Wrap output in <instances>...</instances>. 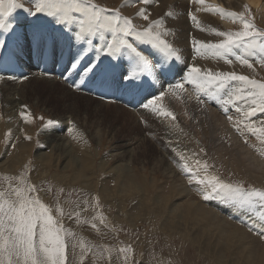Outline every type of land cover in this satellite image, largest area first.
Here are the masks:
<instances>
[{
    "label": "rangeland",
    "instance_id": "rangeland-1",
    "mask_svg": "<svg viewBox=\"0 0 264 264\" xmlns=\"http://www.w3.org/2000/svg\"><path fill=\"white\" fill-rule=\"evenodd\" d=\"M124 1L96 0L103 6L121 8L125 15L133 16L135 8L128 9L127 12ZM217 2L218 0H206L205 5L198 6L215 7ZM246 2L249 12H252L251 4L247 0ZM25 6L35 10L34 4ZM224 9L229 11L226 7ZM241 11L249 14L245 11V5ZM211 14L230 29L238 30L241 27L239 22L230 25L229 19L221 18L218 13ZM38 15L40 19L17 9L9 18L15 28L14 34L11 37L7 33L0 34V39L8 42L6 49H0V93L4 87L11 86V89L15 88L17 95L21 89L23 97V103L20 101L14 104V112L9 114L4 108L8 97L0 94V183L6 185L9 182L3 179L5 176L16 177L26 172L28 180L43 189L40 195L46 203L53 204L58 197L65 213L79 212L82 220L97 225L94 229L88 222L78 224L74 215L72 219L65 216V227L72 229L79 238L73 241L77 248L75 255L70 252L71 264H81L80 240H83L86 248H91L84 257L83 264H264L260 261L264 257V240L260 239L256 231H249L252 221L247 216L233 213L216 200H203L200 186L189 184L186 176L179 170V157H172L169 161L168 152L164 150L171 142L174 147H169L190 156L189 164L194 166L196 159L207 160L212 165L209 171L223 179L243 181L245 187H259L251 176H245L244 170H248L253 176L264 178V155L257 151L260 147L264 148V145L258 141L255 146H251L249 135H244L247 138H243L230 130L229 133L228 130L224 131V136L219 135L220 141L214 144L218 137L216 134L222 126L218 125V129L219 123H216L218 121L211 113H208V117L214 119L213 127L216 124V129L209 126L203 115H197L191 121L192 118L182 114L181 109L172 107L168 101L164 103L163 100L164 105L176 110L177 115L190 128L193 127L191 122L202 126L200 130L194 129L195 133L198 131L196 136L199 137L195 141L196 146L191 141L189 146L183 145L181 137L188 135L190 130L181 123L144 109L142 103L133 106L123 96L121 100L118 97L117 101H110L91 94L85 86L90 85L92 88L97 83H115L113 73L117 68H111L105 61L102 65L105 70L99 75L103 82L95 79L81 83V77L68 67L70 52L75 54L78 49H70L66 37L47 24L49 17ZM255 17L248 15L246 19L254 21ZM138 19L134 22L145 23ZM260 19L264 20L261 16ZM255 21L257 28L264 30V25ZM37 27L46 31L44 35L47 44L43 52L32 40ZM54 38L58 41L55 56ZM193 38L188 36L187 42L190 43ZM169 66L166 65V69ZM237 68L247 69L239 64ZM233 69L228 67L225 71ZM254 71L255 78L264 79V67L254 64ZM15 73L20 74L25 83L21 80L19 85L13 86L17 79ZM77 85H80L78 89ZM160 86L157 85L156 88L164 91ZM129 90L131 95L135 93V89ZM194 97L196 98L195 93L187 92L185 95L193 111L197 109L200 112L202 105ZM194 101L198 107L193 106ZM215 108L221 114L224 113L221 106L215 104ZM21 112L30 114L28 120L21 117ZM257 117L258 121L264 120V115ZM149 119L156 120L159 125ZM49 120L53 123L49 124ZM174 123H179V128ZM228 123L229 120L226 119L222 125L232 129ZM198 124L196 126L199 127ZM210 130L214 131L216 137ZM52 137H58L60 141H51ZM235 138L239 140L236 143ZM244 139H247V144L242 145ZM221 140L227 145L224 149L217 148ZM237 145L245 147L244 150L252 147L250 155L248 150L243 154L244 150L238 149ZM65 148L70 151L64 153ZM186 148H189L188 155L185 153ZM193 153L196 156H192ZM232 155L239 157L244 170L235 165L237 158ZM243 155L245 158L242 159ZM168 162L172 163L171 166ZM253 166L260 167L259 171H254ZM62 174L66 176H63L64 179ZM60 189L63 191L60 192ZM96 197L99 198L98 206ZM85 207L87 211H81ZM98 213L105 218L103 224L99 219L93 220ZM121 248L127 251L121 252Z\"/></svg>",
    "mask_w": 264,
    "mask_h": 264
},
{
    "label": "snow or ice",
    "instance_id": "snow-or-ice-1",
    "mask_svg": "<svg viewBox=\"0 0 264 264\" xmlns=\"http://www.w3.org/2000/svg\"><path fill=\"white\" fill-rule=\"evenodd\" d=\"M191 2L205 5L206 0ZM134 3L144 6L136 10L135 16H130L125 15L121 8H109L96 0H0V34L7 33L9 37L14 34L15 28L9 18L17 9L37 18H40L38 14H45L50 18L47 24L66 37L69 48L78 49L75 54L70 52L68 67L81 77V83L98 78L105 70L102 65L107 61L111 68L121 69L113 76L117 86L141 89L148 84L151 88L150 79L155 81L164 77L171 66L183 63L184 67L178 69V74L183 73L181 79L169 83L166 91L149 92L142 101V107L176 121L174 112L162 101L170 95L183 102V96L188 92L187 84L192 87L199 104H205L204 98H207V101L221 106L225 114L235 109L238 114L235 118L227 116L234 129L242 135L245 131L252 134L264 145V120L254 119L264 115V79L236 71H214L195 63L188 65L181 51L168 39L174 32L167 26L166 17H171L173 13L150 18L148 6L153 0H134ZM26 4H34L35 10L26 7ZM201 10L218 13L232 23L239 21L241 27L226 31L211 28L210 31L219 37L215 42L193 38L194 59L196 56L223 59L229 65L235 61L253 70L254 64L264 67V30L246 19L245 12H230L219 6L197 9ZM245 11H248L247 5ZM188 15L195 26L201 28L197 17L191 12ZM136 18L145 23H135ZM32 40L41 52L45 50L47 40L39 27L33 32ZM7 44V40L0 39V49H6ZM57 47L58 41L54 38V56ZM169 61L171 66L166 69ZM20 115L28 120L30 114L21 112ZM172 151L179 157L177 166L188 183L200 186L203 200H216L233 213L247 216L252 221L249 231H256L264 240V188L245 187L243 181L225 180L209 171L212 165L207 160L196 159L193 166L183 152L176 148ZM200 151L203 152V149ZM257 151L264 155V148ZM3 179L9 182L6 185L0 183V264H71L70 252L75 255L77 248L73 241L79 238L72 229L65 227L64 218L72 219L74 215L78 224L91 221L82 220L79 212L65 213L58 197L55 203H46L40 195L43 189L32 184L26 172ZM95 200L98 206L99 198ZM84 203L87 205V201ZM81 211H87V207ZM95 219H99L101 224L105 221L99 213L93 217ZM91 227L95 229L97 225L91 223ZM79 247L83 264L91 248H86L83 240L79 241ZM120 251L127 249L121 248Z\"/></svg>",
    "mask_w": 264,
    "mask_h": 264
},
{
    "label": "bare ground",
    "instance_id": "bare-ground-1",
    "mask_svg": "<svg viewBox=\"0 0 264 264\" xmlns=\"http://www.w3.org/2000/svg\"><path fill=\"white\" fill-rule=\"evenodd\" d=\"M208 1V0H207ZM215 1V0H214ZM248 2H249V4H251V11L252 12H249V9H248V12H249V14H245V18H246V16H248L249 15V17H253V16H256L255 17V20H257L258 21V23L260 22V23H262L263 25H264V20H262V19H260V16L264 19V0H247ZM218 4H222L223 6H225L226 8H227V10H229L230 12H242L241 11V8H242V6L243 5H246V0H218V2H217ZM123 4H124V8H127V12H128V9H130V10H133V8H135V10H133L132 12H133V16H135V12H136V10L138 9V8H140V7H143L144 5H142V4H137V3H134V0H125L124 2H123ZM225 4V5H224ZM126 5V6H125ZM252 6H254L253 7V9H252ZM214 7V6H213ZM198 8H200V9H202L200 6H198V5H196V4H194V3H192L191 2V0H153V3L150 5V6H148V10H149V12L151 13V17L150 18H161V17H164L165 16V14L166 13H168V12H172L173 13V15L171 16V17H166V23H167V26L168 27H170L172 30H173V32H174V35H172V36H169L168 37V39L170 40V42H173L174 43V46L175 47H177L180 51H181V53H182V55H183V58H184V61H186V63L188 64V65H191V64H193V63H195V64H197L198 66H200V67H202V68H208V69H212V70H219V71H225V68H228V67H230V69H231V67H233L234 69L233 70H235L236 72H239L238 74H245V75H250V76H254V74H255V71L254 70H252V69H241V68H237V64H239L238 62H233V64H231V65H229V64H226V62L223 60V59H217V58H202V57H199V56H196L195 57V59L193 58L194 57V55H195V53H194V48H193V45H192V41H190V43H188L187 42V39H188V36H191V38L192 37H194L195 39H197V40H200V41H203V42H215V41H217L218 39H219V37H217L213 32H211L210 31V29L211 28H216V29H218V30H221V31H226V30H229L230 28H228V27H226V26H224V25H222L220 22H218V19L215 17V15H213V14H211V12H206V11H203V10H201V11H197V9ZM253 11H254V13H253ZM189 12H191L193 15H195L196 17H197V19L199 20V22H200V25H201V28H197L196 26H195V24H194V22L191 20V18H190V16L188 15V13ZM247 12V13H248ZM216 14V13H215ZM43 15V14H42ZM44 16H45V14H44ZM47 18V17H46ZM36 19V18H35ZM40 19V18H39ZM224 19V18H223ZM228 19V18H227ZM226 19V20H227ZM43 20V19H42ZM139 20V19H138ZM140 21H141V19H140ZM17 22V21H16ZM228 23L230 24V25H232V21L229 19L228 20ZM237 23V22H236ZM240 25V24H239ZM24 26H26V25H24ZM255 26L256 27H258L257 26V23H255ZM201 29H203V30H201ZM27 30V29H26ZM231 30H233V29H231ZM43 33H46V31H44ZM191 33H193L194 34V36L191 34ZM183 34H185L186 36V38H184L183 36ZM188 35V36H187ZM195 35H197V36H195ZM190 38V37H189ZM191 40V39H190ZM180 65H181V67L183 68L184 67V64L183 63H179ZM226 64V65H225ZM225 65V66H224ZM106 66V65H105ZM263 69V68H262ZM121 70V69H120ZM232 70V71H233ZM261 70V69H260ZM169 72H170V70H168ZM246 71H251V72H246ZM226 72V71H225ZM264 72V71H263ZM1 73V72H0ZM15 77H17V79L15 80L16 81V83L13 85V86H16V85H19L20 84V82H22L23 81V79L24 78H22L21 76H20V74L18 75H16V73H15V75H14ZM41 76V75H40ZM30 78V77H29ZM6 79H8V78H6ZM64 79V78H63ZM18 80H20V81H18ZM22 80V81H21ZM50 80V79H49ZM35 81V80H34ZM56 81V80H55ZM155 81H157L158 83H159V85H163L166 89H167V87H168V84L169 83H175V82H177L176 81V79L173 77V75H172V73L170 72L169 74H165V76L164 77H161V78H159V79H157V80H155ZM7 81L5 80V83H6ZM24 82V81H23ZM26 82H27V80H26ZM9 83V82H8ZM25 83V82H24ZM149 83H152L153 84V87L155 86V84H154V81H152L151 79L149 80ZM10 84H12V83H10ZM49 84V83H48ZM53 84V83H52ZM22 85V84H21ZM20 85V86H21ZM54 85V84H53ZM146 86H148V84H145ZM20 86H18V89H19V87ZM71 86V85H70ZM11 86L10 87H4V90H2V92L0 93V94H3V95H5L6 97H8V101L6 102L7 104L5 105V109H6V111L9 113V114H12V112H14L13 111V108H14V104H16V103H18V102H22L23 101V97L21 96V89H19L18 90V92H19V94L17 95L16 94V92H15V88H13V89H11ZM10 90V91H9ZM154 90V89H153ZM8 91V92H7ZM137 93V89H135V93L133 94V95H131V92H128V93H124L123 94V97L126 99V97H127V95H129V96H131V97H133L135 94ZM188 96H190V95H188ZM54 98H56V97H54ZM187 98H189V97H187ZM195 98V97H194ZM173 99H174V101L176 102V103H181V106L184 108V109H182L181 107H179V106H176V108L177 109H181L182 110V114H184L185 112L187 113V114H190V115H192V110L190 109V107L186 104V98L183 96V102H181L180 100H177L175 97H173ZM190 99V98H189ZM191 100H193V99H191ZM195 100H197L196 98H195ZM188 101V100H187ZM189 102V101H188ZM196 102V101H195ZM23 103V102H22ZM163 103V102H162ZM190 103V102H189ZM133 104H136V100H134V102H133ZM19 105V104H18ZM164 105V104H163ZM199 106V105H198ZM197 106V107H198ZM201 106V105H200ZM168 108V107H167ZM175 108V109H176ZM202 108V107H201ZM169 109V108H168ZM170 110H172V109H170ZM180 110V111H181ZM32 111V110H31ZM34 111V110H33ZM173 111V110H172ZM176 111V110H175ZM175 111H173L174 112V114L175 115H177V113L175 112ZM194 111H197V109L196 110H194ZM235 111V109H232L230 112H231V115L235 118L238 114L235 112V114L233 115V112ZM198 112V111H197ZM210 113H211V115H213V118L214 119H216V121H218V122H216V123H219V124H217V126L218 125H221L222 127H220L221 129H220V132L218 133V134H216V135H218V137H216L215 135H214V131H215V129H216V124H215V129H214V131L212 132L211 130V128H214L213 127V125H214V119H211V117L209 116L208 117V114L206 115V113H200V114H198V116H200V115H203V117L208 121V123H209V126L211 127L210 129V131L212 132V134H213V136H215L216 137V139H215V137H213L212 139H215V142H214V144L216 143V142H219L220 140V137H219V135H222V134H224V131H226V130H228V133H229V130L230 131H234L235 133H238L235 129H234V127H232V129L230 128V127H226V125L225 126H223L222 124H223V122H225L226 121V119L227 118H225V114L224 113H220L219 112V110L217 109V108H214V112L211 110L210 111ZM215 115H214V114ZM111 114V113H110ZM112 115V114H111ZM115 115V114H114ZM151 115H153V114H151ZM153 116H156V115H153ZM178 116V115H177ZM181 116H183L184 117V115H181ZM17 117V116H16ZM38 117V116H37ZM114 117V116H113ZM116 118V117H115ZM120 118V117H119ZM118 118V119H119ZM189 118V117H188ZM200 118V117H199ZM114 119V118H113ZM117 119V120H118ZM178 119V118H177ZM201 119H202V117H201ZM256 121H258V119H259V117H256V118H254ZM149 120H151V119H149ZM190 120V119H189ZM199 120V119H198ZM213 120V121H212ZM20 121V120H19ZM151 121H153V120H151ZM192 121V120H191ZM211 121L213 122V123H211ZM177 122V121H176ZM202 122V121H201ZM228 122V121H227ZM65 123V122H64ZM180 123V122H179ZM179 123H174V124H176V127L178 126L177 124H179ZM193 123V124H192ZM21 124V123H20ZM68 124V123H67ZM186 124V123H185ZM190 124V123H189ZM191 124L193 125V127H191L190 128V125L187 127V126H185L187 129H189L188 131H189V133H188V135H185L184 134V136H182L181 137V140L183 141V145L184 144H187L188 146H189V144H191V143H189L190 141L191 142H193L194 144H193V146L195 147L196 146V142L195 141H198L199 140V137H197L196 136V133L198 134V131L196 130V133L194 132V129H201V124H198L197 122L195 123V122H191ZM199 125V127L198 126H196V125ZM229 124V123H228ZM153 125V124H152ZM183 125V124H182ZM145 126V125H144ZM153 126H155V125H153ZM167 126V125H166ZM172 126V125H171ZM229 126V125H228ZM161 127V126H160ZM169 127V126H168ZM167 127V128H168ZM177 128H179V127H177ZM156 129V128H155ZM157 129H158V127H157ZM174 129V128H173ZM180 129H181V127H180ZM187 129L185 130V131H187ZM218 129H219V126H218ZM2 130V129H1ZM1 130H0V132H1ZM176 130H178V129H176ZM182 130V129H181ZM184 130V129H183ZM169 131V130H168ZM217 131V130H216ZM177 132V131H176ZM232 132H230V133H232ZM175 133V132H174ZM169 134V133H168ZM177 134V133H176ZM176 134H174V135H176ZM181 134V133H180ZM183 134V133H182ZM187 134V133H186ZM212 134H210L211 135V137H212ZM226 134V133H225ZM239 134V133H238ZM3 135V134H2ZM226 135H228V134H226ZM234 135V134H233ZM232 135V136H233ZM244 135H249L250 137H249V139H250V145L251 144H253V146H255V144H257V142H258V140L256 139V137L255 136H253L252 134H250V133H248V132H244ZM39 136V135H38ZM59 136V135H58ZM222 136H224V135H222ZM235 136V135H234ZM233 136V137H234ZM237 136V135H236ZM175 136H173V138H174ZM176 137H177V135H176ZM202 137V136H201ZM231 137V136H230ZM239 137V136H238ZM245 136H243V138H244ZM168 138H172V137H168ZM178 138V137H177ZM210 138V137H209ZM229 138V137H228ZM237 138V137H236ZM235 138V139H236ZM245 138H247V137H245ZM212 139L210 140V141H212ZM235 139H233V140H235ZM240 139V138H239ZM55 141V142H59L60 141V138H58V137H55V138H51V141ZM170 140V139H169ZM209 140V139H208ZM230 140V139H229ZM245 140V139H244ZM1 141V140H0ZM222 141V140H221ZM237 141H239V140H237L236 139V141H235V143L237 142ZM200 142V141H199ZM202 142V141H201ZM224 141H222L221 143H218L217 144V148H223L224 149V147H226L227 145H226V143H223ZM241 142V141H240ZM173 143V142H172ZM232 143H233V141H232ZM242 143V142H241ZM178 144V143H177ZM202 145H204L203 143H201ZM240 144V143H239ZM245 144V141H243V143H242V145H244ZM247 144V143H246ZM249 144V143H248ZM234 145V144H233ZM236 145V144H235ZM241 145V144H240ZM239 145V146H240ZM165 146V145H164ZM171 147L173 146V145H170ZM211 146V145H210ZM238 146V145H237ZM238 146V147H239ZM252 146V145H251ZM251 146H249L248 145V147H251ZM52 147V146H51ZM171 147H169V145L166 147L165 146V148H164V150L166 151V152H168V154H167V157H168V159L167 160H171L172 159V157H177L176 156V154L172 151V148ZM174 147V146H173ZM231 147H232V145H231ZM236 147V146H235ZM235 147L233 148L234 150H235ZM238 147H236V148H238ZM245 149V147H242L241 146V148L239 147L238 149H242V151ZM252 148V147H251ZM251 148H249V150L246 148V150H248L249 151V155H250V149ZM261 148V147H260ZM227 149V148H226ZM237 149V151H239ZM253 149H254V147H253ZM181 150V149H180ZM246 150H244V152H243V154L244 153H247L246 152ZM68 151H70V149L68 150V149H64V153H66V152H68ZM75 151V150H74ZM162 151H163V149H162ZM183 151H185V150H183ZM198 151V150H197ZM72 152V151H71ZM240 152V151H239ZM185 153H186V155H188L189 154V148H186V151H185ZM232 153V152H231ZM48 154V153H47ZM196 154V153H195ZM233 154V153H232ZM237 154V153H236ZM251 154H253V153H251ZM43 155V154H42ZM241 155V154H240ZM193 156V155H192ZM196 156V155H195ZM233 156V155H232ZM238 156V155H237ZM256 156H257V154H256ZM190 157V156H189ZM252 157H254L253 155H252ZM233 158H237V157H235V156H233ZM239 158V157H238ZM238 158H237V160L234 162L235 163V165H237V166H240V167H242V170H244L243 168H244V166L241 164V162H240V160H238ZM243 158H245V155H243V157H242V159ZM22 159V158H21ZM78 159V158H77ZM178 159V158H177ZM242 159H241V161H242ZM257 159H259V158H257ZM49 160H50V158H49ZM235 160V159H234ZM246 160V159H245ZM251 160V159H250ZM46 161H48V160H46ZM247 161V160H246ZM73 162V161H72ZM167 163V162H166ZM174 163H176V162H174ZM47 164H49V161H48V163ZM171 164L172 163H170V162H168V165H170L171 166ZM248 164V163H247ZM67 165V164H66ZM71 165V164H70ZM259 165V164H258ZM264 166V165H263ZM67 167V166H66ZM260 167H258V166H253L252 167V169L255 171V170H258ZM262 168V167H261ZM264 168V167H263ZM172 169V168H171ZM212 169V168H211ZM251 169V168H250ZM249 169V170H250ZM65 170V169H64ZM171 171V170H170ZM245 171V176L246 177H249V176H251V178H252V180L260 187V188H264V178L262 179V178H260V177H258V176H253L251 173H249L248 172V170L246 171V170H244ZM251 171V170H250ZM259 171V170H258ZM257 171V172H258ZM212 172V171H211ZM64 176V174H62V177ZM64 177H66V176H64ZM64 177H63V179H64ZM255 178V179H254ZM42 179V178H41ZM196 185V184H195ZM180 191H182V189L180 190ZM189 192V191H188ZM191 192V191H190ZM182 193V192H181ZM192 194V193H191ZM217 203V202H216ZM235 215V214H234ZM225 218V217H224ZM235 231V230H234ZM240 233H241V231H240ZM240 233H238L237 235H240ZM242 236V235H241ZM235 237H236V235H235ZM244 237V236H243ZM241 238V237H240ZM245 238V237H244ZM264 248V247H263ZM264 251V250H263ZM262 253V252H261ZM260 254V253H259ZM261 263H264V257L262 256L261 257Z\"/></svg>",
    "mask_w": 264,
    "mask_h": 264
}]
</instances>
